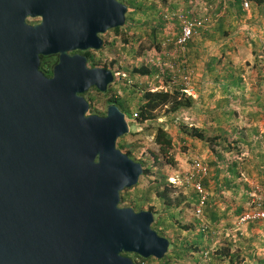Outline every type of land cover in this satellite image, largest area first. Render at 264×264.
Wrapping results in <instances>:
<instances>
[{"label": "water", "instance_id": "1", "mask_svg": "<svg viewBox=\"0 0 264 264\" xmlns=\"http://www.w3.org/2000/svg\"><path fill=\"white\" fill-rule=\"evenodd\" d=\"M127 10L118 0H0V264H136L123 253H167L154 213L119 205L144 171L116 146L130 118L113 104L86 114L82 93L104 91L112 73L68 54L99 47L94 31L124 25ZM53 53L47 78L38 55Z\"/></svg>", "mask_w": 264, "mask_h": 264}, {"label": "crops", "instance_id": "2", "mask_svg": "<svg viewBox=\"0 0 264 264\" xmlns=\"http://www.w3.org/2000/svg\"><path fill=\"white\" fill-rule=\"evenodd\" d=\"M174 3L179 4L178 10L198 8L199 10L202 9V12H208L202 14L196 12L198 15L210 16L213 14L214 19L211 25L201 28L198 36L195 37L193 51L199 56V48L202 46V49L204 45L208 44L211 46L210 49L213 50L219 48L221 51V47H224L222 54L228 48L229 52H233L231 53L232 58L228 56L232 63L228 64V67L226 66V73H234L243 77L241 82L238 81L235 84L228 81V79H220L221 81L217 82L214 79V73H217V65L215 69L214 67L210 69L207 66L200 67L201 63L198 66L199 68L197 67L198 63L195 64L197 79L208 74L206 79L210 80L209 78H211L216 83V87L214 89L210 88L211 90L208 93V96L212 99L210 105L214 109L208 110V106H205L203 108L204 115H202L205 124L208 121H212L213 124L199 127L207 129L205 133L208 136L223 135L226 139L221 141L218 139V144H209V142L201 139H198V143H195L193 138H190L193 141L188 142L191 150H195L198 154L201 153L199 151H203L202 156L201 154L200 156L206 158L205 162L210 166L205 187L208 191V203L213 206L217 218L212 222L204 216L210 226L209 233L204 237L202 236L201 242H197V245L193 244V246L199 247L200 250L191 251L192 253L188 252L191 253L190 260L184 264H264V219L253 223L237 224L239 216L237 211L240 207L247 208L252 199V186L259 184L264 188V126L262 125L264 112H260L258 116L253 115L260 108L264 109V93H256L251 97L247 90H243V88L248 89L249 86L254 89H264V4L256 5L248 2V6L244 7L240 3V6L236 8L234 5L228 7L229 0H183L181 2L180 0H168V7H171V4ZM160 6L157 4V7ZM219 8L220 10L217 13L211 12L210 14V11H216ZM226 8H230L229 14H226ZM222 16H224L227 33L222 37L215 33L216 39L211 40L206 33H214V27ZM171 22V20L166 21V26L170 30L173 24L177 25L176 22H172L173 24ZM171 33L173 36L175 30ZM225 39H228L229 46L225 41H222ZM241 48H244V50L249 49L251 55L254 50L260 52L258 54L259 59L255 60V63L249 67L251 72H254L252 80L247 77L248 71H246V75L241 73L243 68L234 63L237 62L235 59ZM213 50L210 51L213 52ZM212 52L207 56V59L210 55H214ZM216 57L221 58V56ZM216 64L219 65V62ZM217 87L219 93L215 91ZM225 87H229V90L225 91ZM194 88L200 89L197 84ZM227 105H235V108H227ZM200 109L192 110L196 114ZM187 116H189L188 119L195 118L191 114ZM186 123L189 124V122ZM189 126H193V123H190ZM251 140L252 143L249 144ZM225 142H230L232 147L226 148L227 144H224ZM195 145L198 147L195 148ZM184 186L185 203V201H190L193 193L186 195L185 188L189 186L191 191L193 189L191 185L185 182ZM193 223L196 231H191L193 232L192 240L185 235L191 243L196 240L200 232L198 221L193 220ZM208 248L217 249L220 252L218 254L220 257L211 258L209 263L203 259V250Z\"/></svg>", "mask_w": 264, "mask_h": 264}, {"label": "rangeland", "instance_id": "3", "mask_svg": "<svg viewBox=\"0 0 264 264\" xmlns=\"http://www.w3.org/2000/svg\"><path fill=\"white\" fill-rule=\"evenodd\" d=\"M144 4L146 5L149 2H154L155 4L161 5L159 7V10H161V15L165 14L168 8V0H143ZM173 1V0H172ZM177 1V0H176ZM179 1V0H178ZM183 0H180V2ZM167 7V8H166ZM145 8V7H144ZM143 8V9H144ZM128 11L126 13V23L125 26L120 29V38L118 41L114 44V53H109L110 58L115 57V55L118 53L120 56L119 59L124 65V76L123 79H119L118 83L120 84L121 93L123 92L124 97H132V104L133 107L137 104V101L139 99V96L142 94V90L144 88H149V83L153 82L151 78H147V76H139V75H130V71L133 67L148 64L151 62V60L159 59L158 54L161 53V47L159 49L156 48L155 42H153L151 34L149 32V28L151 27L152 23L148 21L146 18H149L148 16L142 15V11L138 10L139 12H132V6L129 5ZM141 12V13H140ZM192 12L197 13H208V12H202V9H193ZM129 15L134 18V21L128 20ZM151 15V14H150ZM146 17V18H144ZM151 19V18H150ZM168 20V19H167ZM140 21V23H137ZM145 21H148L146 24ZM169 31H165L166 33L169 32L170 37H172V30L168 28ZM123 33V35H122ZM114 35V34H113ZM112 37V34H110V38ZM125 38L126 41L123 39ZM227 43V46H229L228 39L222 40ZM202 47V46H201ZM199 48V56L197 59L193 60V63H198L197 67L200 65V67H204L205 64L203 63L204 59L207 58V56L212 52L210 50L211 46L204 45V47L201 49ZM201 49V50H200ZM160 52V53H159ZM233 52V51H232ZM229 52V49L227 48L225 50V53L222 54L219 48H216L213 50V54L216 56H221L222 61L219 63V65H223V63H232V60L228 59V56H231L232 53ZM258 52L257 50H254L253 54L251 55V52L249 49L244 50V48H241L239 50V53H237V58L235 59L237 62V65H240L242 69L243 74L246 75V71H248V76L250 77L248 79L252 80L254 78V72H251V69L249 68L252 64L255 63V60H258ZM234 55V54H233ZM232 58V56H231ZM234 61V60H233ZM196 63V64H197ZM196 67V68H197ZM199 68V67H198ZM248 68V69H246ZM202 69V68H200ZM197 72L192 75L193 83L191 80V86L194 89V98L196 99V103L191 108L181 109L180 111L174 113V114H168L165 112L166 107H163L161 109L155 110V114L157 115V118L152 121L144 122L143 124L137 123L134 117H130L129 121V131L125 135H123L121 141L125 142H133L134 144V151L131 153V157L135 160L143 159V161L147 164H155L154 169L160 170L164 175L168 176V182L172 184V197H176L178 193L180 195L184 196V182L182 183L183 177L185 174L190 170V162L192 158H200L204 162L206 158L204 159L202 156L203 151H199L201 153L195 152V150L190 149V144L188 143L193 137L188 136L184 133V127L189 126L190 123H193V126L199 127V126H206L212 125V121H208L205 124L204 119L202 118V115H204V107L208 106V110H211L212 106L210 103L212 102V99L210 96H208V93L210 92V88L214 89L216 87V83L211 80L206 79L208 74H205L203 77L196 78ZM252 76V77H251ZM196 79V80H195ZM198 80V82H197ZM197 82V83H196ZM195 84H197L200 89L197 90L195 87ZM243 90H247L250 96H254L256 93H264V89H254L252 87L243 88ZM216 93L218 92V87L215 89ZM240 92V91H239ZM201 96V98H200ZM201 102H200V101ZM208 103V104H207ZM102 104L98 103L97 108H101ZM235 108V105H227V108ZM201 108L200 111L193 112L192 109ZM214 109V108H212ZM194 115V119H188L189 116L187 115ZM212 114V113H210ZM201 115V117H199ZM209 116V115H208ZM188 117V118H187ZM189 120V121H187ZM204 121V122H203ZM186 122H189L186 123ZM162 126L172 137V140L174 142L172 149L170 150V154L173 157V165H167V163L164 162V158L158 153V147L154 143L153 138L155 134V128L156 126ZM264 126V122L262 123ZM200 128V127H199ZM195 143H198V139L195 140ZM120 140V139H119ZM231 140V139H230ZM193 141V140H191ZM224 144H229V142H225ZM198 146L195 145V148ZM155 154V155H154ZM201 154V156H200ZM156 156V157H155ZM157 158V161H155ZM157 173V172H156ZM150 174V175H144L142 174L139 177L138 182L134 185L133 188H129L128 191H122V194L126 195L127 192L129 193L128 199L122 203L124 206L132 207L131 204H133V201L131 199L135 198L136 196H139V191L141 189L146 188L153 180H155L156 177H158V174ZM174 180L176 182H174ZM187 193L186 195H189L191 192L188 188H185ZM152 204L157 211V216H162L163 218H167L168 221H172L170 219V213L168 214L165 212V208L163 206L162 201L156 197L154 194L151 195L150 200L147 202H144L142 204V207L146 209L149 207V205ZM120 205V204H119ZM194 202L193 201H185L184 203V197L179 205L173 204L174 207L171 208L173 213H178L177 217L180 224L183 225H189L191 226L189 229H183L180 228L177 223L175 224L176 227H179V229L176 230L175 233H169L170 236H174L175 238H183L185 235L192 240V234L195 230V224L193 223V220L198 221L193 213L194 209ZM193 231V232H191ZM173 234V235H172ZM194 252V251H193ZM192 253V252H191ZM191 253H186L185 259L175 260L172 256L169 260V264H184L188 260H190ZM134 254L130 253V257L132 258ZM136 260H139L136 258ZM142 264H160L157 260L150 259L146 262H142Z\"/></svg>", "mask_w": 264, "mask_h": 264}, {"label": "trees", "instance_id": "4", "mask_svg": "<svg viewBox=\"0 0 264 264\" xmlns=\"http://www.w3.org/2000/svg\"><path fill=\"white\" fill-rule=\"evenodd\" d=\"M125 1H127L128 4L132 6V9H133L132 12H134V11L139 12L138 10H140V11H142V15H144L146 17L150 16L149 18H146V17H144V18H146L148 21H150L152 23L151 27L149 28V32L151 34L153 42H155L156 48L159 49L161 47V44L164 41V39H166L167 37H170V35H169V32H167V33L165 32L166 28H167V31H169L168 27L166 26L167 19L165 20L163 18V15H161V13H160L161 10H159V7H157V4H155L154 2H149L145 5L143 3L144 2L143 0H125ZM163 1L165 2V0H163ZM229 1H230V3L228 4V7H231L234 5L236 8H238L240 6V3H242V5H243L244 1L252 2L256 5L264 4V0H229ZM178 6H179L178 3H177V5L175 3L171 4V7L168 8L169 10H167V12H170V13L176 12L178 10V8H177ZM219 10H220V8L217 9L216 11H214V10L210 11V14H211V12L217 13ZM181 12L186 14L188 17L199 16L198 14L192 12V10H190V9L189 10L183 9ZM229 12H230V8H226V14H229ZM211 15H210V19L213 20L214 19L213 14H211ZM224 16H226V15H224ZM224 16H222V18H220L218 20V23L214 27L215 30H214L213 34H209L208 32L206 33L207 37L210 38L211 40L216 39L215 33H218V35L220 37H222L223 35H226L227 31H226L225 25H224V22H225V20L223 18ZM128 20L134 21V18L131 17V15H129ZM148 21H145V23L147 24ZM171 21L176 22V24H177V25H174L171 22L174 25V28H173V25H172V28H173V30H175V33L172 36V38H176L180 34L181 25H180V22L177 18L174 20H171ZM137 23H140V21H138ZM172 28H171V30H172ZM200 30H201V28H198L197 31L195 32V34L192 36V38H190L186 42V45H185V47H186V51H185L186 62L188 64V66L192 69L193 74L196 71V67H195L196 63H193L194 62L193 60L198 58L196 52L193 51V46L195 45L194 39H195V37L198 36ZM124 40L126 41L125 38H124ZM223 49H224V47H221L222 53L224 52ZM158 58L159 59H154L146 65L144 64V65L133 67L130 71V75L131 76L139 75V76H148V77H153L156 75V79H158L159 81H164L165 83L168 82V84H169L170 79L166 74V70H165L164 66L161 65V63L159 64L158 62H156L157 60H160L161 58H163V54H161V53H160V55L158 54ZM221 61H222V58L218 59L215 55H210L208 59L207 58L204 59V64L208 68L212 69L214 67V69H215L216 65L218 66V68L216 69L217 73H214L215 74L214 75L215 81L219 82L221 80L228 79V81H232V83L235 84L238 81L241 82L243 80V77L241 75H238V74L236 75L234 73H230V74L226 73L227 72L226 69L228 67L227 65L229 63H227V64L223 63L224 65H222V66L216 64L217 62L221 63ZM224 67H226V68H224ZM162 69H163V71H161ZM163 77H166L165 78L166 80L163 79ZM158 80H155V82H153V83L158 84L159 83ZM192 83H193V79H192ZM224 90L228 91L229 87H225ZM229 96H231V95H229ZM226 99H227V97H226ZM120 102L122 105H125L124 107L126 110L127 117H129V118L134 117V119L136 120L137 123L143 124L144 122L152 121V120L157 118V115L155 114V110H157V109H161L163 107H166V110H165L166 113L174 114V113L180 111L181 109L193 107L196 103V99L193 96L183 92L181 90V86H176L172 90L151 91L148 88H144L142 90V94L139 96L137 104L134 107L132 104V97H124ZM90 111L93 112L92 106H91ZM228 112H230V111L228 110ZM260 112L263 113L264 109L260 108V110H258V112H255L253 115L258 116V114ZM215 114H217V113H215ZM183 131L188 136L193 137L195 139H201V140L207 141V142H209V144H212V143L218 144L219 140L221 141V140L226 139L223 135H218L216 137L208 136L205 133V131H207V129L199 128L196 126H186V127H184ZM255 132H257V130H255ZM253 138H252V140H253ZM121 139L122 138H120V140L118 141L117 147L120 148L121 150H123L128 156L131 157V153L134 151L133 142H125L123 140L121 141ZM252 140L249 142V144L252 143ZM153 141L158 147V153L164 158V162L167 163V165H173L174 161H173L172 155L170 154V150L172 149L174 142H173L170 134L162 126H160V125L156 126ZM231 147H232L231 143L229 142V144H227L226 148H231ZM138 161H140L143 165V168H144L143 174L144 175H150L152 173L154 174V172L155 173L157 172L156 174H158V177H156L155 180H153L151 182V184H149L146 188L141 189L139 191V193H140L139 196H136L135 198L131 199L133 201V204H131L132 208L134 210H141L143 208L142 204L146 201L148 202L151 198V195L154 194L156 197H158L162 201L163 206L165 208L164 210L168 214L170 213L169 217H170V219H172V221H168L167 218H163L162 216H155V220L152 223V227L160 235L166 236L170 240L169 249H168L167 253L164 255V257L162 259H156L154 257L143 258L137 254H134L132 256L133 261L136 264H142V262H146L150 259H153V260H157L160 264H169L168 262L171 259V256L175 260H180V259H184L186 253L191 252V251L200 250L199 247L193 246V244L197 245V242H201L202 236L204 237V231H202L201 229H199L200 232L198 233L197 238H196V240H194L193 243H191L186 238V236L183 238H179V237L175 238L174 236H169L170 232L175 233L176 230L179 229V227L183 228V229H189L191 227L189 225L180 224L178 218H176L178 213H173L171 210V208L174 207L173 204L179 205L184 196L180 195V193H178L176 197H172L171 196L172 184L170 182H168V176L164 175L160 170H155L154 169L155 164H147L143 161V159H138ZM155 161H157V158ZM208 166H209V164H208ZM235 171H237V170H235ZM209 172H210V166H209ZM208 176H209V173L202 180V183L204 184V186L207 185ZM256 185H258L261 188L262 193L264 195V188L259 184H256ZM133 187H131V188H133ZM128 190H129V188L124 189V191H128ZM128 196H129L128 192L126 195L122 194V192L120 193V200H119L120 206H123L122 203L128 199ZM190 201H193L194 204L197 203V195H196L194 190H193L192 197H191ZM262 206L264 207V196H263V200H262ZM127 207H129V206H127ZM146 209L151 210L154 213V215L157 214L156 208L152 204H150L149 207H147ZM248 209H250V202H249L246 209H243L242 207H240L238 209L237 213L240 216L245 211H247ZM202 211H203V215L208 220H210L212 222L216 220L217 213L214 210L213 206H211L208 203V200H206ZM176 223L179 227L175 226ZM250 223H253V222H250ZM208 233H209V229H208ZM219 253L220 252L217 249L210 250L208 252L207 263H209L211 261V258H217ZM123 254L124 255H130V253H125V252ZM218 257H220V256H218ZM136 258H138L139 260H136Z\"/></svg>", "mask_w": 264, "mask_h": 264}, {"label": "built area", "instance_id": "5", "mask_svg": "<svg viewBox=\"0 0 264 264\" xmlns=\"http://www.w3.org/2000/svg\"><path fill=\"white\" fill-rule=\"evenodd\" d=\"M243 6H248V1L243 2ZM177 10L176 12H166L163 14V18L166 20L178 19L181 25L180 34L176 38L167 37L161 44V54L163 58L157 60V62L164 66L166 74L170 81L165 83L156 79V75L151 79L153 82L158 80L159 83H149V90H172L176 86H181V90L194 97V89L191 86V80L193 71L188 66L185 57L186 42L192 38L198 28L208 27L211 25L212 20L210 16L199 15L188 17L186 14ZM167 20V21H168ZM163 71V69L161 70ZM166 77H163L165 79ZM161 80V79H160ZM166 80V79H165ZM190 170L183 177L182 183L185 182L193 188L197 195V203L194 205L193 213L198 220L199 228L204 231V236L207 235L209 225L203 215V206L208 197V191L202 180L209 173V166L202 159L196 157L192 158L190 162ZM174 182H176L174 180ZM252 199L250 200V209L245 211L237 219V224H246L249 222H256L264 219V207L262 206L263 193L261 188L254 184L252 186ZM212 250L210 248L203 250V259L205 262L208 260V252Z\"/></svg>", "mask_w": 264, "mask_h": 264}, {"label": "flooded vegetation", "instance_id": "6", "mask_svg": "<svg viewBox=\"0 0 264 264\" xmlns=\"http://www.w3.org/2000/svg\"><path fill=\"white\" fill-rule=\"evenodd\" d=\"M118 1L125 3L129 7V4L127 1L125 0H118ZM100 11H101V14H103V6L101 7ZM97 12H96L95 3L94 1H92V3L90 4V14L94 16L97 14ZM41 21H42V18L40 16H34V17L27 16L25 18V22L29 26L39 25ZM125 23L124 25L119 26V27H115L111 29L107 28L104 31L95 30L94 36L96 39L93 40L92 42L97 43L99 40L100 42L99 47L90 46L84 49L76 48L71 51H68L69 55L77 54L80 56H84L86 66L89 69L98 68V69L110 70L112 73L113 79L111 82L107 83L106 89L104 91H100L96 88V86L92 85L85 92L82 93L83 97L88 103V109H87L86 114H96L99 116H105L107 112V108L111 104L116 105L119 110L126 113V110L124 107L125 105H122L120 102L124 98V94L123 92L121 93L120 84L118 83L119 79H123L124 65L120 61L119 59L120 56L118 55V53L115 55V57L110 58L109 56V53H114L113 43H116L118 39L120 38V29H122V27L125 26ZM110 34H112L111 38H110ZM38 57H39L38 70L45 77L51 78L53 76V68L59 61V53H53V54H48V55L39 54ZM147 78H152V77L147 76ZM98 103L102 104L101 108H97ZM91 106H92L93 112L90 111ZM119 139L120 137L117 138L116 140V146H117Z\"/></svg>", "mask_w": 264, "mask_h": 264}]
</instances>
